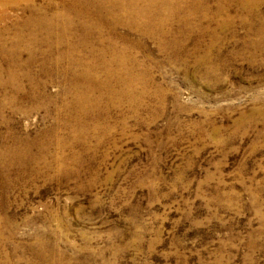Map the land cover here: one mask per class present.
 Wrapping results in <instances>:
<instances>
[{"label":"rangeland","instance_id":"374dc122","mask_svg":"<svg viewBox=\"0 0 264 264\" xmlns=\"http://www.w3.org/2000/svg\"><path fill=\"white\" fill-rule=\"evenodd\" d=\"M230 1L178 48L133 37L131 98L77 121L67 76L14 92L0 54V264H264V0Z\"/></svg>","mask_w":264,"mask_h":264},{"label":"bare ground","instance_id":"6f19581e","mask_svg":"<svg viewBox=\"0 0 264 264\" xmlns=\"http://www.w3.org/2000/svg\"><path fill=\"white\" fill-rule=\"evenodd\" d=\"M21 1L30 4L22 9L29 12L28 17L18 23L20 26H16L18 28L11 38L3 36L8 32L7 28L0 30V54L8 62V81L4 85L16 92L24 87L20 83L22 79L33 82L36 80L34 77L38 78V72L45 74L52 71L67 76L65 92L70 99L57 110L66 112V117L71 121L84 118L87 112L99 107L106 97L109 101L113 98H131L137 86L135 84L141 78L137 72L140 64L132 52V48L139 43L137 38L154 41L161 51L167 47L178 48L186 38L184 36H189L188 33L199 27L198 22L200 25L201 19L208 15L202 0H60L53 4L46 1V5L40 7H36L33 0H0L1 19H5L7 8L18 7ZM224 1L223 5L220 3L216 6V15H226L229 0ZM246 3L242 0L243 5ZM200 6L204 13L201 11L198 14ZM173 23L179 27L175 29ZM8 43L10 47L7 48ZM23 53L27 56L20 63V68L18 62ZM39 58L40 69L37 67L39 71L35 76L30 68ZM37 81L38 85L30 90L33 95L37 87L44 85L41 79ZM2 84L0 86L3 88Z\"/></svg>","mask_w":264,"mask_h":264}]
</instances>
